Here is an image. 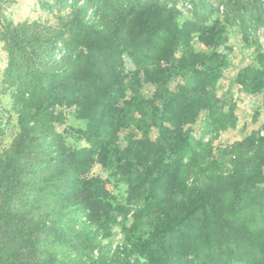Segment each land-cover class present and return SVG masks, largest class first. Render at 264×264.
Here are the masks:
<instances>
[{
  "label": "trees",
  "instance_id": "16d2710c",
  "mask_svg": "<svg viewBox=\"0 0 264 264\" xmlns=\"http://www.w3.org/2000/svg\"><path fill=\"white\" fill-rule=\"evenodd\" d=\"M55 1L59 23L0 30V264H264V114L226 141L220 95L232 71L231 93L264 99V0L200 22L162 0Z\"/></svg>",
  "mask_w": 264,
  "mask_h": 264
},
{
  "label": "rangeland",
  "instance_id": "374dc122",
  "mask_svg": "<svg viewBox=\"0 0 264 264\" xmlns=\"http://www.w3.org/2000/svg\"><path fill=\"white\" fill-rule=\"evenodd\" d=\"M3 3V19L0 22V30H3L7 21H14L15 23L28 22L34 23L33 27H38V24H55L57 22V15H65L66 10L63 8L55 7L52 4L56 3L55 0H4ZM83 1V0H82ZM172 7H179L185 16L193 18L196 22H200L202 17L208 16L210 11L206 8V5L219 7L221 14L224 15L227 11V5L224 0H207L208 3H203L200 0H162ZM69 10V14H70ZM68 15V14H67ZM67 15H65L67 17ZM232 17V16H231ZM203 21V20H202ZM251 21V20H250ZM234 33L238 39H243L242 34L245 33V24L238 18L235 22H232ZM248 35L251 37L250 41L255 43H262L264 47V25H258L255 22L248 23ZM236 49L238 53H242L244 56H250L251 50L246 48L243 42H237ZM237 61V60H236ZM8 64V54L5 50L3 42L0 40V87L8 80L4 76V71ZM41 67L43 69L49 68L50 64L46 60L41 61ZM129 67H133L131 62L128 63ZM232 71H229V78L225 80L220 88L221 96H228L231 98V102L236 104V114L239 117V123L236 128L229 130L226 135V141H231L238 138L240 133L249 132V130L260 121V118L264 114L262 96H253L246 93H239L234 90L231 93V80ZM261 113V115H260ZM212 138L209 133L206 135L205 140L208 141ZM117 229V242H120L122 234Z\"/></svg>",
  "mask_w": 264,
  "mask_h": 264
}]
</instances>
